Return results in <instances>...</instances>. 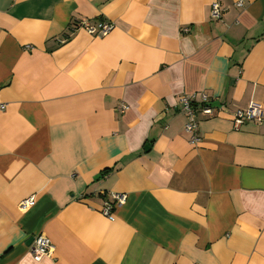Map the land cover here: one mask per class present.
I'll return each mask as SVG.
<instances>
[{
    "label": "crops",
    "instance_id": "1",
    "mask_svg": "<svg viewBox=\"0 0 264 264\" xmlns=\"http://www.w3.org/2000/svg\"><path fill=\"white\" fill-rule=\"evenodd\" d=\"M238 1L0 0V264H264V122L233 123L264 110V0Z\"/></svg>",
    "mask_w": 264,
    "mask_h": 264
},
{
    "label": "built area",
    "instance_id": "2",
    "mask_svg": "<svg viewBox=\"0 0 264 264\" xmlns=\"http://www.w3.org/2000/svg\"><path fill=\"white\" fill-rule=\"evenodd\" d=\"M237 7H242L243 2L239 0L235 4ZM221 17V10L217 2L211 4L210 8V18L212 20H219ZM80 26H83L85 32L90 36L103 37L106 36L111 30L112 26L106 22H100L97 24L82 23ZM180 104V111L184 114L186 118V123L184 125V131L189 135V142L192 145H195L199 142L198 137V119L200 115L205 118H211L214 116V110L209 106V99L205 94H200L196 96L195 94L191 96H180L178 98ZM2 109V108H0ZM127 110L125 105H120L119 112L124 113ZM233 123L235 128H239L246 122H255L261 124L264 122V110L261 106L255 103H251L246 110L237 111L233 115ZM113 199L116 202H122L123 197L119 195H114ZM34 204V197H28L27 199L21 201L18 204V209L21 212L26 211ZM104 215L112 221L113 216L110 214L109 208L107 211H104ZM30 251L32 258L35 262L40 261L42 258L50 257L53 252V246L44 236H36L32 243L30 244Z\"/></svg>",
    "mask_w": 264,
    "mask_h": 264
},
{
    "label": "water",
    "instance_id": "3",
    "mask_svg": "<svg viewBox=\"0 0 264 264\" xmlns=\"http://www.w3.org/2000/svg\"><path fill=\"white\" fill-rule=\"evenodd\" d=\"M148 149V146H145L144 147V150L147 151ZM33 239H30L28 242H27V245L30 246V244L32 243Z\"/></svg>",
    "mask_w": 264,
    "mask_h": 264
},
{
    "label": "trees",
    "instance_id": "4",
    "mask_svg": "<svg viewBox=\"0 0 264 264\" xmlns=\"http://www.w3.org/2000/svg\"><path fill=\"white\" fill-rule=\"evenodd\" d=\"M109 173V170L102 171V174L107 175Z\"/></svg>",
    "mask_w": 264,
    "mask_h": 264
}]
</instances>
